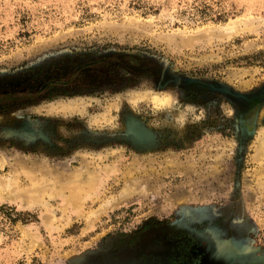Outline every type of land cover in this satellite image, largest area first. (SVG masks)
Wrapping results in <instances>:
<instances>
[{"label":"rangeland","instance_id":"374dc122","mask_svg":"<svg viewBox=\"0 0 264 264\" xmlns=\"http://www.w3.org/2000/svg\"><path fill=\"white\" fill-rule=\"evenodd\" d=\"M0 160V264H264V0H0Z\"/></svg>","mask_w":264,"mask_h":264},{"label":"bare ground","instance_id":"6f19581e","mask_svg":"<svg viewBox=\"0 0 264 264\" xmlns=\"http://www.w3.org/2000/svg\"><path fill=\"white\" fill-rule=\"evenodd\" d=\"M247 123H250V119L249 117L247 118ZM141 134V133H140ZM2 165V162L0 160V166ZM34 173V172H33ZM14 174V173H13ZM28 174V173H27ZM17 175V174H15ZM31 176V175H30ZM2 179V178H1ZM6 179V178H5ZM3 180V181H0V190L3 191V190H6V189H9V194H14L16 195V186H15V178L13 179H9V181L7 180ZM18 180V179H17ZM30 180H31V177H30ZM7 181V182H5ZM75 193V194H74ZM34 195V194H33ZM13 196V195H12ZM73 196L72 197L74 199V201H76L77 199V192H73ZM10 197V196H9ZM29 197V196H28ZM32 200V199H31Z\"/></svg>","mask_w":264,"mask_h":264},{"label":"clouds","instance_id":"9594fccd","mask_svg":"<svg viewBox=\"0 0 264 264\" xmlns=\"http://www.w3.org/2000/svg\"><path fill=\"white\" fill-rule=\"evenodd\" d=\"M200 117H197L199 119ZM176 123L179 124L180 126H183L185 123V117L183 114L179 115L176 117Z\"/></svg>","mask_w":264,"mask_h":264},{"label":"trees","instance_id":"16d2710c","mask_svg":"<svg viewBox=\"0 0 264 264\" xmlns=\"http://www.w3.org/2000/svg\"><path fill=\"white\" fill-rule=\"evenodd\" d=\"M222 17H223V15L220 13L216 16L217 19H221Z\"/></svg>","mask_w":264,"mask_h":264}]
</instances>
